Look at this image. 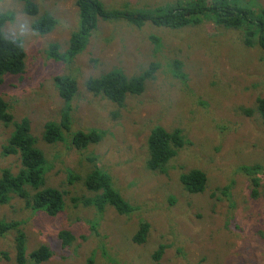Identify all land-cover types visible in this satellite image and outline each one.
Here are the masks:
<instances>
[{
	"label": "rangeland",
	"instance_id": "rangeland-1",
	"mask_svg": "<svg viewBox=\"0 0 264 264\" xmlns=\"http://www.w3.org/2000/svg\"><path fill=\"white\" fill-rule=\"evenodd\" d=\"M99 1L116 10L149 11L189 0ZM75 2L37 0L39 15L57 20L51 33L40 36L31 30L34 18L23 13L20 0H0V13L14 14L3 30L20 38L25 51L23 73L0 77V98L14 121H29L35 147L46 157L45 184L64 194V208L55 216L33 212L14 197L0 207V219L21 223L27 251L41 245L50 250L41 264H85L89 258L93 264H264V175H258L253 192L250 177L239 171L243 166L264 168V120L254 111L255 100L264 96L258 35L254 32L247 46L242 30L208 19L182 28L98 21L82 53L65 64L51 59L47 48L57 43L59 52L67 49L78 25ZM235 2L247 10L264 9V0ZM150 64L156 71L144 92L127 95L121 107L84 87L89 77L117 70L133 78ZM61 75L74 77L78 85L69 102L66 139L70 132L98 130L103 135L85 150L42 139L45 124L58 123L66 109L53 81ZM155 126L179 129L186 141L162 173L145 165L147 138ZM11 131L12 126L0 123V171L19 169L16 156L1 155ZM97 168L111 176L135 212L122 216L108 207L98 214L83 206L92 194L82 181ZM193 169L207 178L198 194L186 192L179 181ZM141 221L149 224V232L143 244H134ZM63 230L73 237L68 246L58 237ZM14 236L0 237V264H15ZM159 246L164 250L155 259Z\"/></svg>",
	"mask_w": 264,
	"mask_h": 264
},
{
	"label": "trees",
	"instance_id": "trees-1",
	"mask_svg": "<svg viewBox=\"0 0 264 264\" xmlns=\"http://www.w3.org/2000/svg\"><path fill=\"white\" fill-rule=\"evenodd\" d=\"M235 1L189 0L175 6L160 5L149 11H132L107 8L99 0H76L78 25L69 36L67 49L59 52V45L50 43L47 55L55 61L71 63L87 46L92 32L97 28L98 21L124 20L137 28L145 23L182 28L191 24L198 25L203 19H208L218 26L242 30L244 43L247 46H250L255 32L258 35L261 51L264 53V9L247 10L238 6ZM20 3L23 13L34 18L31 23V30L34 33L45 36L55 29L57 20L50 14L40 16L37 0H20ZM13 20L12 12L0 13V77L20 75L25 68V51L22 40L9 37L3 30L5 24ZM155 71L156 65L150 64L141 75L127 78L122 72L113 70L99 77L87 78L84 87L92 95L104 97L121 107L127 95L139 96L144 92L146 81L152 79ZM53 81L58 96L66 104V109L61 113L58 123L45 124L43 141L49 145L68 142L78 151L97 145L103 136L98 130L74 134L70 132L66 139L64 134L68 131L65 129L71 131L69 102L77 94L78 85L76 79L70 75L56 76ZM254 111L264 120V96L255 100ZM0 123L4 126H12L6 144L2 146L1 155L16 156L19 160V169L16 172H12L9 168L0 171V207L8 205L11 199L16 197L23 200L25 207L33 212H42L51 217L60 213L64 208L63 191L47 187L45 184L46 157L44 158L35 147V140L30 134L29 121L25 118L18 122L14 121L7 103L0 98ZM184 145L186 141L179 129L167 131L160 126H155L147 138L146 168L152 172L162 173L166 165L176 156L177 150ZM95 159L92 158V160ZM97 169L100 171L88 174L82 181L85 189L92 194L91 197L82 200L83 206L93 208L98 214L108 207L122 216L135 212L136 206L130 204L114 187L111 176L101 168ZM239 171L250 177L249 181L255 192L261 180L258 175H264V168L258 165L243 166ZM179 181L186 192L198 194L205 189L207 178L203 171L193 169L181 174ZM148 232L149 224L141 221L132 237V243L143 244ZM10 233L15 234L13 238L15 264H41L50 258L51 252L44 245L33 251H27L26 235L21 229L20 222L0 219V237H5ZM58 237L63 246H68L73 240L72 235L65 230L60 231ZM163 250L164 248L159 246L153 258L158 259ZM85 264H93V260L89 258Z\"/></svg>",
	"mask_w": 264,
	"mask_h": 264
}]
</instances>
